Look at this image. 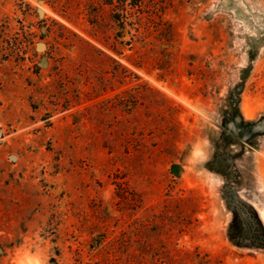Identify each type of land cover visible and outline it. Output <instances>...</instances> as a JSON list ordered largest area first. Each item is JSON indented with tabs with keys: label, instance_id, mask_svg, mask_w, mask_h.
Instances as JSON below:
<instances>
[{
	"label": "rangeland",
	"instance_id": "1",
	"mask_svg": "<svg viewBox=\"0 0 264 264\" xmlns=\"http://www.w3.org/2000/svg\"><path fill=\"white\" fill-rule=\"evenodd\" d=\"M0 0V264H264V0Z\"/></svg>",
	"mask_w": 264,
	"mask_h": 264
},
{
	"label": "trees",
	"instance_id": "2",
	"mask_svg": "<svg viewBox=\"0 0 264 264\" xmlns=\"http://www.w3.org/2000/svg\"><path fill=\"white\" fill-rule=\"evenodd\" d=\"M49 2L55 3L61 0H48ZM136 1L140 0H91L85 3V9L87 15L95 22L96 25L99 24L101 20V14L105 10L104 7L109 5V9L120 10L121 12L127 13L129 8H133Z\"/></svg>",
	"mask_w": 264,
	"mask_h": 264
}]
</instances>
